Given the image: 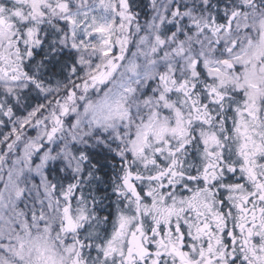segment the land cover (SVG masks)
I'll use <instances>...</instances> for the list:
<instances>
[{
	"label": "snow or ice",
	"instance_id": "6c2138e0",
	"mask_svg": "<svg viewBox=\"0 0 264 264\" xmlns=\"http://www.w3.org/2000/svg\"><path fill=\"white\" fill-rule=\"evenodd\" d=\"M0 264H264V0H0Z\"/></svg>",
	"mask_w": 264,
	"mask_h": 264
}]
</instances>
